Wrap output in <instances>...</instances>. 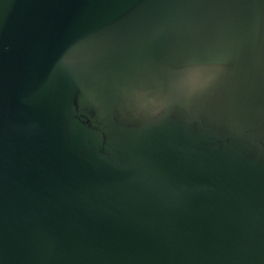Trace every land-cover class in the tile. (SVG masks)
I'll use <instances>...</instances> for the list:
<instances>
[{"label": "water", "instance_id": "95a60500", "mask_svg": "<svg viewBox=\"0 0 264 264\" xmlns=\"http://www.w3.org/2000/svg\"><path fill=\"white\" fill-rule=\"evenodd\" d=\"M0 264H264V0H0Z\"/></svg>", "mask_w": 264, "mask_h": 264}]
</instances>
